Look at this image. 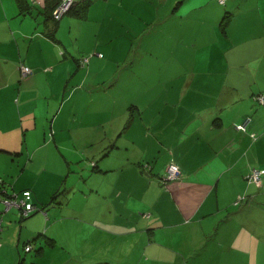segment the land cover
<instances>
[{
	"label": "crops",
	"instance_id": "obj_1",
	"mask_svg": "<svg viewBox=\"0 0 264 264\" xmlns=\"http://www.w3.org/2000/svg\"><path fill=\"white\" fill-rule=\"evenodd\" d=\"M44 1L22 0L25 5L21 8L19 0H0V160L3 153L13 156L23 148L28 153L37 142L50 146L54 158H59L56 149L65 148L62 156L68 158L72 157L71 145L83 148V144L94 143L92 125L82 123L81 117L75 123L77 96L82 93L104 103L110 113L116 109L109 104L113 103L108 89L111 85L95 95L98 83L93 81L84 88L73 87V79L81 73V58L66 48L60 26L66 21L69 39L79 37V30L72 29L77 25L75 19H85L91 4L85 15L71 11L68 18L62 15L51 34L54 21L44 19ZM36 7L37 14H33ZM193 21L184 19L181 24L191 27ZM200 21H210V16ZM21 63L32 72L23 76ZM261 65L257 62L256 69ZM221 67L207 63L186 70L183 66L157 84L160 87L154 98L142 94L145 89L133 102L120 104L123 115L129 112L123 142L124 150L129 145L134 149L130 155L108 160L121 138L117 136L107 150L89 155L80 151L78 159H65L67 173L74 170L72 162H91L88 165L85 161L82 171L76 168L74 172L81 179L86 175L83 170L94 175L99 184L95 193L102 196L107 208L98 220L102 224H88L89 243L80 246L81 253L70 252L73 258L80 255L76 259L80 264H260L264 249V171L257 183L246 175L252 168L264 169V107H255L264 105L257 98L264 96V87L251 88L254 79L251 83L241 81L238 85H249L241 97L234 85L238 72L229 62ZM65 104L70 123L64 120L65 113L61 114ZM136 116L143 119L137 138L130 136ZM246 117L245 126L236 127ZM76 127L80 130L73 132ZM65 139L70 140V147L62 143ZM170 161L178 165L179 173L164 180ZM61 163L58 174L64 171ZM68 188L66 201L57 204L66 205L65 209L71 201L68 193L76 189L75 185ZM79 192L84 195L83 187ZM92 204L91 221L97 222V201L94 207ZM233 207L236 209L231 210ZM46 215L47 224L51 216ZM64 217L63 213L52 221ZM53 225L48 224L50 233L46 232L52 236V244L56 242ZM64 226L60 224V228ZM243 254L248 257L240 259Z\"/></svg>",
	"mask_w": 264,
	"mask_h": 264
},
{
	"label": "rangeland",
	"instance_id": "obj_2",
	"mask_svg": "<svg viewBox=\"0 0 264 264\" xmlns=\"http://www.w3.org/2000/svg\"><path fill=\"white\" fill-rule=\"evenodd\" d=\"M32 13L37 14V7L34 11L32 9ZM170 14H173L172 19ZM70 15L64 14L67 18ZM207 16H210V21H200ZM184 19L194 20L191 27L181 24ZM75 22L77 25L72 29L81 33L77 38L69 39L66 21L60 26L66 48L81 58V73L73 79L76 81L73 87L84 88L93 81L98 83V91L93 93L95 95L111 85L108 89L113 94V103L109 101V104H112V108L116 105V109L110 113L105 104L95 98L90 100L85 93L77 96L78 117L75 123L81 117L82 123L92 125L94 143L87 146L83 144V148L79 144L71 145L74 147L69 150L72 157L64 158L62 153L66 150L62 148L55 150L59 158H54L53 149L44 144L39 145L37 139H33L37 147L30 146L31 151L28 153L29 150L25 148L22 153L13 156L3 153V159L0 160V183L4 181L3 187L7 194L0 192V264H80L76 260L80 255L73 258L70 252L79 250L81 253L80 246L89 243L86 242L90 237L88 224H102L98 220L107 208L102 202V196L95 193L99 184L94 175L83 170V175H86L81 179L78 172H74L76 168L82 171L81 166L85 161L88 165L91 162L86 159L80 160L79 164L72 162L74 170L67 173L65 159H78L80 151L89 155L93 151L107 150L110 141L117 136L121 138L108 160L133 153L134 149L130 145L128 150H124L123 137L128 133L126 126L129 123V112L123 115L118 109L120 104L133 102L145 89L142 94L147 93L154 98L155 93L158 94L157 84L183 69L181 67L189 70L192 66H206L207 63L221 67L223 63L227 65L229 62L239 73L238 82L234 85L241 97H245L249 86L238 85L241 81L251 83L250 79H254L251 88L264 87V0H225L224 3L218 0H92L88 16L85 19L77 18ZM88 58L90 61H87ZM257 62H262L261 69H256ZM65 106L61 114L65 113L64 120L70 123ZM262 106L255 104V107ZM142 121L136 116L130 127V136L138 137L136 132L142 126ZM86 129L92 131L89 127ZM79 130L76 127L73 132ZM46 132H49L47 127ZM41 133L38 125L37 134ZM107 137L111 139L108 141ZM102 139L106 141L99 144ZM62 143L66 147L71 144L68 139ZM136 144L138 146V141ZM61 160L64 171L58 174L56 171L60 164L63 166ZM97 180L100 183V179ZM62 182L67 187H76L75 191L68 193L71 197L69 208L65 209L64 204L40 208V202L47 201L52 191ZM82 187L84 195L79 192ZM4 198L16 199L21 203L6 208ZM94 200L97 201L95 208L100 213L96 215L97 222L91 221L94 215L91 213V202L94 207ZM33 202H37L38 206ZM235 209L233 207L231 210ZM46 212L51 216L47 224ZM63 213L66 217L52 221V217L59 218ZM105 214L108 215L107 212ZM48 224H54V244L44 237V232H49ZM60 224L65 226L60 228ZM84 228L83 234H80ZM27 239H31V248L25 250L23 243ZM39 245L41 248H38ZM125 249L129 252V249ZM247 257L248 254H243L240 259ZM259 260L260 264H264V249L260 251Z\"/></svg>",
	"mask_w": 264,
	"mask_h": 264
},
{
	"label": "trees",
	"instance_id": "obj_3",
	"mask_svg": "<svg viewBox=\"0 0 264 264\" xmlns=\"http://www.w3.org/2000/svg\"><path fill=\"white\" fill-rule=\"evenodd\" d=\"M19 1H20V7L23 8L24 5H25V3H23L22 0H19ZM56 1L57 0H45L44 1V19L46 21L47 20L54 21V25L52 26L51 32H49L51 34H53V32L55 30V27H56V24H57V20L59 19V18H55L54 15H53V8H54V6L56 4L55 3ZM218 2L219 3H224L225 0L224 1L218 0ZM91 3H92V0H77V1L72 0L70 7L64 12V14L67 13V12H69V11H71V12L83 13V15H85L86 10L88 9V7L90 6ZM22 10L23 9H21V11ZM222 22H223V20H221V24H222ZM165 173H166V169H165ZM165 173H164V175H165ZM3 186L4 185L2 183H0V192H3L5 194H7V192L5 191V188ZM68 189L69 188L64 183H61L60 185H58L52 191L51 196H50V199L42 204V209H45V208L51 206L52 204L64 203V201H66L65 198H66V195H67V192H68L67 190ZM8 194H10V193H8ZM10 196L15 197V195H11V194H10ZM5 199H7V198H4V200ZM14 200H16V199H14ZM16 201L18 202L19 200H16ZM44 233H45L44 234L45 235L44 237L46 238V240L48 242H50V243H53L52 236H50L46 232H44ZM34 236L32 237L33 239H34ZM31 239H27L23 243V245H24L23 248L25 250H28V249L31 248V246H30ZM38 248H41V246L39 245ZM19 260L20 261L22 260V257L21 256H20V259Z\"/></svg>",
	"mask_w": 264,
	"mask_h": 264
},
{
	"label": "built area",
	"instance_id": "obj_4",
	"mask_svg": "<svg viewBox=\"0 0 264 264\" xmlns=\"http://www.w3.org/2000/svg\"><path fill=\"white\" fill-rule=\"evenodd\" d=\"M223 1V0H220ZM72 0H57L55 3V6L53 8V15L55 18H60L64 12L70 7ZM85 60V58H84ZM20 71L22 73L23 76H26L27 74L32 72V69L24 64L21 63L19 65ZM258 100L260 102H264V96L263 95H259ZM248 120V117L244 118V120L241 123L236 124V127L238 128H243L245 126L246 121ZM264 171L263 168H252L249 173L246 175V177L250 180H253L255 182H259L260 181V177H261V173ZM179 173V167L178 165L173 162L170 161L167 166H166V173L164 175V180H171L174 179L178 176ZM5 206L6 208L11 206L12 204H18L20 205V201H16V200H12V199H5ZM28 210L25 212L27 213Z\"/></svg>",
	"mask_w": 264,
	"mask_h": 264
}]
</instances>
